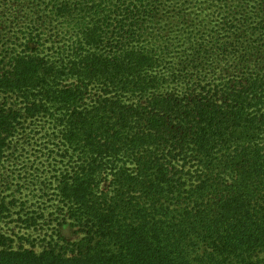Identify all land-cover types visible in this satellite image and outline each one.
<instances>
[{"label": "trees", "instance_id": "1", "mask_svg": "<svg viewBox=\"0 0 264 264\" xmlns=\"http://www.w3.org/2000/svg\"><path fill=\"white\" fill-rule=\"evenodd\" d=\"M30 2L26 47L0 61V167L45 117L80 236L2 234L0 264H264V0L207 38L185 13L161 34L167 0Z\"/></svg>", "mask_w": 264, "mask_h": 264}, {"label": "rangeland", "instance_id": "2", "mask_svg": "<svg viewBox=\"0 0 264 264\" xmlns=\"http://www.w3.org/2000/svg\"><path fill=\"white\" fill-rule=\"evenodd\" d=\"M181 1L182 5L175 4V0H167L172 2L169 5L161 4L158 10L161 34H168L170 25L178 23L163 17L181 20L185 13L189 17L184 24L199 22L205 38L211 30L223 35L225 15L238 17L239 9L251 11L250 5L260 0H228V7L224 0ZM35 8L30 0H0V61L14 50L26 47L27 31L31 28L29 17L37 13ZM184 28L189 27L184 25L181 30ZM30 125L38 131L26 133L20 128L0 167V235L8 236L6 244L14 247L41 250L48 244L73 241L80 234L69 223L57 187L58 177L69 167L70 159L61 155L62 145L51 135V123L45 117Z\"/></svg>", "mask_w": 264, "mask_h": 264}]
</instances>
